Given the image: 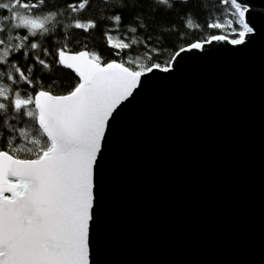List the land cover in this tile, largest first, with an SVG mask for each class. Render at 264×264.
<instances>
[{
	"label": "snow or ice",
	"instance_id": "1",
	"mask_svg": "<svg viewBox=\"0 0 264 264\" xmlns=\"http://www.w3.org/2000/svg\"><path fill=\"white\" fill-rule=\"evenodd\" d=\"M94 2L0 0V264H91L95 168L114 113L182 53L254 33L246 0H216L226 17L203 25L193 0H98L103 12L81 19ZM97 31L115 58L90 49Z\"/></svg>",
	"mask_w": 264,
	"mask_h": 264
},
{
	"label": "water",
	"instance_id": "2",
	"mask_svg": "<svg viewBox=\"0 0 264 264\" xmlns=\"http://www.w3.org/2000/svg\"><path fill=\"white\" fill-rule=\"evenodd\" d=\"M242 46L182 53L114 113L91 264H264V0Z\"/></svg>",
	"mask_w": 264,
	"mask_h": 264
},
{
	"label": "trees",
	"instance_id": "3",
	"mask_svg": "<svg viewBox=\"0 0 264 264\" xmlns=\"http://www.w3.org/2000/svg\"><path fill=\"white\" fill-rule=\"evenodd\" d=\"M49 3L53 6L60 4L63 5L65 3V0H49ZM204 3V8L206 9L208 15H205V12H201L199 7L196 5V0H193L192 4L189 5V7L192 8V11L196 14V16L199 17V22L201 23V25H203L206 21L207 22H212L213 19H217L219 20L221 17H225L226 13L224 11H220L218 9H222L224 8L223 5H218L216 0H203ZM144 8H145V16L146 18L150 19V17L148 16V5L147 3L144 4ZM97 9H99V12L102 13L103 12V6L99 4L98 0L97 2H94L91 6L90 10H85L84 13L80 14V18L81 19H90L93 18L95 15H97ZM157 20H160V14H157ZM169 20L172 19V17H168ZM129 21V15L126 13L125 14V23H128ZM208 33L211 34H220L218 30H207ZM204 33L203 32H197L196 33V37L200 38ZM188 39H192L193 38V33L191 30H189V35L187 37ZM41 43L43 44V46L45 47H52L55 44V40L52 41H48V42H44V39L41 37ZM180 46V45H178ZM90 49H98L100 51V53L104 56L105 59H112L115 57L109 56L108 52L109 50L106 49L102 43V38L101 35L99 34V32H94L91 34V42L89 45ZM172 54V49H166V50H162V54L159 57V60L157 62L160 63H164L165 61L168 60V58L170 57V55ZM21 66H23L24 62L20 61ZM64 85L67 86L70 81L65 79L63 81ZM67 90V87L62 88L61 91L57 92L56 94H63L65 91Z\"/></svg>",
	"mask_w": 264,
	"mask_h": 264
},
{
	"label": "rangeland",
	"instance_id": "4",
	"mask_svg": "<svg viewBox=\"0 0 264 264\" xmlns=\"http://www.w3.org/2000/svg\"><path fill=\"white\" fill-rule=\"evenodd\" d=\"M226 17V16H225ZM115 38V37H114Z\"/></svg>",
	"mask_w": 264,
	"mask_h": 264
}]
</instances>
